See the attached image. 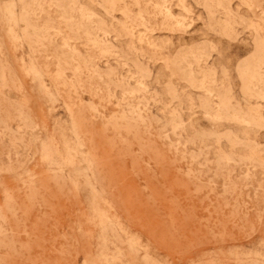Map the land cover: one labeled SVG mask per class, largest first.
I'll list each match as a JSON object with an SVG mask.
<instances>
[{"label": "rangeland", "instance_id": "374dc122", "mask_svg": "<svg viewBox=\"0 0 264 264\" xmlns=\"http://www.w3.org/2000/svg\"><path fill=\"white\" fill-rule=\"evenodd\" d=\"M263 60L264 0H0V264H264Z\"/></svg>", "mask_w": 264, "mask_h": 264}, {"label": "bare ground", "instance_id": "6f19581e", "mask_svg": "<svg viewBox=\"0 0 264 264\" xmlns=\"http://www.w3.org/2000/svg\"><path fill=\"white\" fill-rule=\"evenodd\" d=\"M187 13H188V12H187ZM170 18H171V17H170ZM202 53H204V52H202ZM206 56H207V55H206ZM262 59H263V58H262ZM182 60H183V59H182ZM254 60H255V59H254ZM257 60H259V58H257ZM263 62H264V60H263ZM263 62H262V63H263ZM258 64H259V63H258ZM260 64H261V61H260ZM258 67H259V65H257V68H258ZM238 68H239V67H238ZM248 69H249V67H248ZM253 69H254V68H253ZM238 70H239V69H238ZM256 70H257V69H256ZM256 70H255V71H256ZM259 73H260V71H259ZM254 74H255V73H254ZM254 74H253V75H254ZM251 75H252V73H251ZM251 75H250V77H251ZM203 76H204V75H203ZM255 77H256V75H255ZM252 78H253V77H252Z\"/></svg>", "mask_w": 264, "mask_h": 264}]
</instances>
